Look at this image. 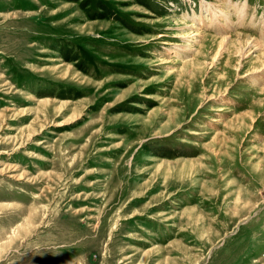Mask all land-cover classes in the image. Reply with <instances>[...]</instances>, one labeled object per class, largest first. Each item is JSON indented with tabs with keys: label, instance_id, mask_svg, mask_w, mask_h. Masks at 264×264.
<instances>
[{
	"label": "rangeland",
	"instance_id": "1",
	"mask_svg": "<svg viewBox=\"0 0 264 264\" xmlns=\"http://www.w3.org/2000/svg\"><path fill=\"white\" fill-rule=\"evenodd\" d=\"M253 41L264 0H0V264H264Z\"/></svg>",
	"mask_w": 264,
	"mask_h": 264
},
{
	"label": "bare ground",
	"instance_id": "2",
	"mask_svg": "<svg viewBox=\"0 0 264 264\" xmlns=\"http://www.w3.org/2000/svg\"><path fill=\"white\" fill-rule=\"evenodd\" d=\"M191 34L193 35V36H197L198 35V32H196V31H194L193 30V32H191ZM242 34V33H241ZM191 35V36H192ZM241 37V36H240ZM225 38V37H224ZM241 39H244V43H245V45L247 44V46L250 44V43H252V41L250 40V38L247 36V37H245L244 36V38H243V36H242V38ZM190 40V39H189ZM248 42H247V41ZM191 42V41H190ZM254 42V50L255 49H257V48H262V54H263V60H264V44H261V43H259V42H255V41H253ZM241 45V44H240ZM252 47V48H253ZM245 49V48H244ZM243 51V50H242ZM251 52V51H250Z\"/></svg>",
	"mask_w": 264,
	"mask_h": 264
}]
</instances>
